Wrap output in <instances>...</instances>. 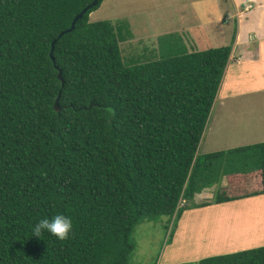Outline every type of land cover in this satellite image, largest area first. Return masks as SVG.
Masks as SVG:
<instances>
[{
  "label": "trees",
  "instance_id": "16d2710c",
  "mask_svg": "<svg viewBox=\"0 0 264 264\" xmlns=\"http://www.w3.org/2000/svg\"><path fill=\"white\" fill-rule=\"evenodd\" d=\"M91 1L0 0V264H128L134 227L203 188L264 193V141L198 152L231 46L126 64L128 23L89 21L102 0L59 36ZM56 215L67 240L33 235ZM197 264H264V245Z\"/></svg>",
  "mask_w": 264,
  "mask_h": 264
},
{
  "label": "rangeland",
  "instance_id": "374dc122",
  "mask_svg": "<svg viewBox=\"0 0 264 264\" xmlns=\"http://www.w3.org/2000/svg\"><path fill=\"white\" fill-rule=\"evenodd\" d=\"M102 2L101 7L90 12L89 21L106 19L128 23L132 35L119 43L126 64L222 45L232 49L236 24L233 20L229 24H223L221 19L222 24L213 21L218 3L223 5V12L229 10L230 4L226 0ZM186 13L190 19L185 17ZM202 18L210 21L203 30L198 25ZM186 20L192 27L189 32L179 30ZM173 25L178 29L176 33L170 32ZM236 67L230 57L199 143L201 154L264 141V87L247 92L246 85L241 84L240 94H230L234 90L232 80L238 78L236 73L233 74ZM226 179L224 176L221 184H227ZM182 204L179 215L172 216L171 220L160 216L134 227L135 248L128 264H197L207 256L264 245V194L222 203L217 210L207 208L216 204L198 208L191 202Z\"/></svg>",
  "mask_w": 264,
  "mask_h": 264
},
{
  "label": "crops",
  "instance_id": "0c3cea01",
  "mask_svg": "<svg viewBox=\"0 0 264 264\" xmlns=\"http://www.w3.org/2000/svg\"><path fill=\"white\" fill-rule=\"evenodd\" d=\"M226 1H227L226 3L230 4L229 10L227 12H223V8H222L223 5H220L218 3L215 6V11L217 15L215 20L213 21L222 24L220 23V19H221L223 21V24H229V22L233 20V22L236 24V27L234 29L235 30L234 43L229 58L231 57L233 66H237L236 69L234 68L233 74L236 73L238 75V78L232 80V82L234 83V90H232L230 94L232 93L240 94L239 91L241 90V84L246 85L247 92L248 91L254 92L263 89L264 87L263 84L264 82V0H226ZM181 17H183V15H181ZM185 17L189 19L191 18L187 13ZM194 18H196V16H193V19ZM181 22H183L182 19ZM180 25L182 27H180L179 30L183 32L185 31L189 32V30L192 29V27L189 26V24L187 23V20L186 23H182ZM198 25H200L203 30V27L207 28L210 25V21L204 20L202 18L198 22ZM222 27L225 28L224 26ZM175 29L176 27L173 25V27H171L170 32L173 31V33H176L178 29L176 30ZM192 51H198V50H191L188 52H192ZM221 98L222 96L220 97V99ZM215 186L216 185L205 187L200 192L195 193L193 197V202L197 205L203 203H209L210 205L216 204L215 206L211 205L210 207H207V208H211L212 210L219 209L220 204L222 203L226 204L227 202H230V201H226L220 203H212L213 197L215 196L214 194L216 189ZM221 186L225 187L226 184L222 183ZM213 187L214 190L211 191ZM261 194H257V195H261ZM257 195H251V196H257ZM203 197H207V198L204 199ZM246 197H250V196H246ZM235 200H239V199H235ZM235 200H231V201H235ZM195 207L198 208L197 206Z\"/></svg>",
  "mask_w": 264,
  "mask_h": 264
},
{
  "label": "clouds",
  "instance_id": "9594fccd",
  "mask_svg": "<svg viewBox=\"0 0 264 264\" xmlns=\"http://www.w3.org/2000/svg\"><path fill=\"white\" fill-rule=\"evenodd\" d=\"M73 224L70 218L64 215H56L51 220L41 219L33 229V235L40 237L44 232H48L60 241L68 239Z\"/></svg>",
  "mask_w": 264,
  "mask_h": 264
},
{
  "label": "water",
  "instance_id": "95a60500",
  "mask_svg": "<svg viewBox=\"0 0 264 264\" xmlns=\"http://www.w3.org/2000/svg\"><path fill=\"white\" fill-rule=\"evenodd\" d=\"M98 1H99V0H92L90 4L86 5L83 9H81V11L78 12V13L73 17V19H72V21H71V24H70V27H68L67 29H65L64 31H62V32L59 34V36H61V35H62L63 33H65V32H69V31H71V30L74 28L75 22H76L78 19H80V18L82 17L83 13H84L87 9H89V8H91L92 6L96 5V4L98 3ZM53 46H54V41H52V43H51V48H53ZM59 77L62 79V77H61V73H60V72H59Z\"/></svg>",
  "mask_w": 264,
  "mask_h": 264
}]
</instances>
